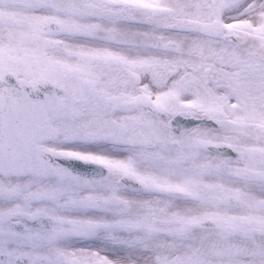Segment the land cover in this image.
Here are the masks:
<instances>
[{
    "label": "snow or ice",
    "instance_id": "snow-or-ice-1",
    "mask_svg": "<svg viewBox=\"0 0 264 264\" xmlns=\"http://www.w3.org/2000/svg\"><path fill=\"white\" fill-rule=\"evenodd\" d=\"M0 264H264V0H0Z\"/></svg>",
    "mask_w": 264,
    "mask_h": 264
}]
</instances>
